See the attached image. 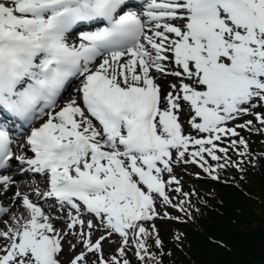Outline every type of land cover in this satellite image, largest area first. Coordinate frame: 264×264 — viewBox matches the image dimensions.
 <instances>
[{
	"label": "snow or ice",
	"instance_id": "snow-or-ice-1",
	"mask_svg": "<svg viewBox=\"0 0 264 264\" xmlns=\"http://www.w3.org/2000/svg\"><path fill=\"white\" fill-rule=\"evenodd\" d=\"M140 6L141 12L129 10V0H0V113L27 123L47 116L25 140L32 158L24 149L14 153L0 121V172L14 160L27 165L46 176L48 190H37L38 197L75 210L67 231L58 229L17 191L26 215L3 220L7 210L0 207V264H62L65 244L69 252L82 245L68 264H89L90 253L91 264H131L130 250L138 264H160L148 243L152 237L162 247L158 231L145 225L170 218L160 216L158 202L185 211L167 194L182 191L172 188L180 183L173 164H198L216 180L218 169L242 163H230V149L249 155L238 129L256 130L253 119L264 126V0ZM101 23L69 43L74 29ZM75 79L79 86L56 111ZM244 117L253 119L236 123ZM12 183L0 174L5 190ZM93 229L107 235L93 240ZM114 235L120 247L106 260L103 242Z\"/></svg>",
	"mask_w": 264,
	"mask_h": 264
},
{
	"label": "trees",
	"instance_id": "trees-1",
	"mask_svg": "<svg viewBox=\"0 0 264 264\" xmlns=\"http://www.w3.org/2000/svg\"><path fill=\"white\" fill-rule=\"evenodd\" d=\"M244 190L246 194L219 186V195L212 200L215 206L206 208L196 226H181L186 232L181 249L174 246V239L168 240V232L164 241L172 255L164 263L264 264V159L248 172Z\"/></svg>",
	"mask_w": 264,
	"mask_h": 264
},
{
	"label": "rangeland",
	"instance_id": "rangeland-1",
	"mask_svg": "<svg viewBox=\"0 0 264 264\" xmlns=\"http://www.w3.org/2000/svg\"><path fill=\"white\" fill-rule=\"evenodd\" d=\"M230 176L239 179L240 177L245 176V174L240 172V173H236V174H230ZM253 208H254V211H256L257 206H253ZM258 211H259V210H258ZM256 225H257V223H255V224L252 225V226H253L254 228H256ZM103 244H104V252H106L107 250H109V249L111 248V245H110L109 243H107V242H103ZM119 247H120V245L117 246V250H118ZM215 253H216L215 251H211V254H215ZM263 262H264V257H263Z\"/></svg>",
	"mask_w": 264,
	"mask_h": 264
},
{
	"label": "bare ground",
	"instance_id": "bare-ground-1",
	"mask_svg": "<svg viewBox=\"0 0 264 264\" xmlns=\"http://www.w3.org/2000/svg\"><path fill=\"white\" fill-rule=\"evenodd\" d=\"M80 35V34H79ZM79 35H78V37H79ZM3 198V195L2 196H0V199H2Z\"/></svg>",
	"mask_w": 264,
	"mask_h": 264
}]
</instances>
